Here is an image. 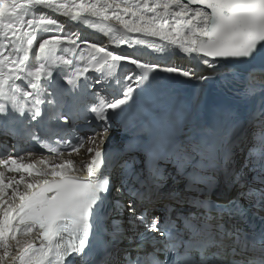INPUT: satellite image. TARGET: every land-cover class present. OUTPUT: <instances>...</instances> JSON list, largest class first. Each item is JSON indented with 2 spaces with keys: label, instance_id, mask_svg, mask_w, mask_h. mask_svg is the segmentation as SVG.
<instances>
[{
  "label": "snow or ice",
  "instance_id": "6c2138e0",
  "mask_svg": "<svg viewBox=\"0 0 264 264\" xmlns=\"http://www.w3.org/2000/svg\"><path fill=\"white\" fill-rule=\"evenodd\" d=\"M160 73L216 87L182 140L159 118ZM80 122L77 169L61 147L83 148ZM0 126L52 154L0 159V264H264V147L235 153L250 127L264 146V0H0Z\"/></svg>",
  "mask_w": 264,
  "mask_h": 264
},
{
  "label": "bare ground",
  "instance_id": "6f19581e",
  "mask_svg": "<svg viewBox=\"0 0 264 264\" xmlns=\"http://www.w3.org/2000/svg\"><path fill=\"white\" fill-rule=\"evenodd\" d=\"M43 14L46 16H51L52 18L58 19V22L61 24L66 23V18L60 16L59 14L52 13L50 10H43ZM90 19H94V18H90ZM74 25H75V22H70V21L67 22V26H71V31H74L80 35L86 36L88 39V43H100L101 46H108L109 50H113V51L119 52L121 50L120 48H117L115 45L111 44V38L109 36H105L103 33H100L97 29L91 28L87 25H84L83 23H80L79 26H74ZM67 26L63 30H67ZM56 31H57V34H59V31H62V30H56ZM123 47L124 46H121V48H123ZM149 52H150V50H145V55H146V57L151 58L148 55ZM172 63L184 65V66H189L187 59L183 55H177V56L173 57ZM169 66H171V65H169ZM200 74L208 75L209 70L207 68H202ZM192 81H194V80H192ZM216 94H217L216 93V87L211 81L200 82L199 90H198L195 101L197 99H199L201 101L202 106H203V104H206L210 100L215 98ZM177 95H176V97H177ZM187 106L188 105L184 104L183 109H185ZM172 112H173V110L171 111V113ZM182 127H183V130H182ZM179 129L180 130L178 131V128L176 127V125H174V134L178 139H181V140L187 136H190L193 132V128H192L191 124H189L187 121L185 122V124L183 126H180ZM250 129H251V127L248 128L244 132V134L242 135V137L239 141L238 146L235 149L236 161H237L238 165L243 163L245 156L248 155L245 151V148L248 145V134H249ZM100 131H101V129H100ZM115 132H116L115 134H111V132L109 133L108 140L103 145L104 148H108V147L115 148L116 150L113 153H115L117 150L121 149L126 143V142L125 143H122V142L127 141V139H128V136L122 134L121 131L120 132L115 131ZM87 137H90V136H87ZM97 143H99V140H97ZM90 147H93V145L91 144V142L87 138L86 143L84 144L83 148H81L79 150L78 153H73L71 156H68V152H65V158L66 159H72L74 161V166L77 169H82L84 166V163H87L90 161L91 154L87 151V149ZM27 153L20 154V155H23L25 157V159L23 161L25 163H28L31 160L37 159L40 156H46L44 154L35 153V155H33L32 157H28ZM9 154L15 155V153H13V150H11L9 152ZM255 154L259 155L258 151H256ZM2 158H6V156L0 157V159H2ZM0 170H2V169H0ZM169 170H171L170 166H169ZM244 171L247 173L246 178L251 179L250 177L252 176V173L248 172V169H245ZM80 173H82V171ZM6 175L11 176V175H17V174L9 172V173H6ZM81 175H84V174H81ZM169 185L172 186L171 181L169 182Z\"/></svg>",
  "mask_w": 264,
  "mask_h": 264
},
{
  "label": "rangeland",
  "instance_id": "374dc122",
  "mask_svg": "<svg viewBox=\"0 0 264 264\" xmlns=\"http://www.w3.org/2000/svg\"><path fill=\"white\" fill-rule=\"evenodd\" d=\"M159 82L162 86L160 95L164 98L166 102L163 109L161 110L159 118L161 120H166L168 118V115H173L175 117L176 127L178 128L180 126H183L186 122L182 119V113L185 110L183 109L184 104L189 105L190 103L195 102L200 82H197L196 80H187L183 77H177L167 73H160ZM172 110L173 112L171 113ZM115 131H121L122 134H124V129L118 122L113 125L110 132L111 134H115ZM256 132L257 129L255 127L251 128V130L249 131L248 145L245 148V151L252 152L254 145H261L260 140L256 135ZM88 136H92V134H89ZM249 143H252V146H249Z\"/></svg>",
  "mask_w": 264,
  "mask_h": 264
}]
</instances>
